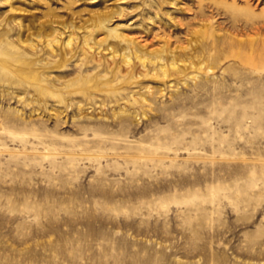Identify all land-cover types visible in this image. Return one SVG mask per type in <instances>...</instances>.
Masks as SVG:
<instances>
[{"label":"rangeland","instance_id":"rangeland-1","mask_svg":"<svg viewBox=\"0 0 264 264\" xmlns=\"http://www.w3.org/2000/svg\"><path fill=\"white\" fill-rule=\"evenodd\" d=\"M0 264H264V0H0Z\"/></svg>","mask_w":264,"mask_h":264},{"label":"bare ground","instance_id":"bare-ground-1","mask_svg":"<svg viewBox=\"0 0 264 264\" xmlns=\"http://www.w3.org/2000/svg\"><path fill=\"white\" fill-rule=\"evenodd\" d=\"M104 28H106V27L104 26ZM118 32H119V29H112V30L108 31L110 36H117L118 38H120L122 34H119ZM73 34L75 35V33H71V36L67 42L68 48L72 46ZM126 39L124 41L128 40V39L127 40ZM59 43H60V39H59V34H57V32L46 31L45 29H40L37 32V34L33 35L32 38L26 39V40L21 39L18 45L20 48L25 49L27 51L28 50L33 51L34 49H36L37 44H44L49 49L54 50V47L56 45H58ZM128 44H130V43H128ZM85 45L87 47V50L93 49V46H91L89 43H86ZM97 45H99V43H97ZM158 54L154 53V52L145 51L143 48H140V47H137L134 51L136 61L143 70H147L148 66H150L155 72V68L158 66V64H160V70H161L162 77L167 78L168 74H167L166 63L162 57L160 58V56H158ZM124 63L129 68L132 66L131 53L130 52L125 54ZM171 68L173 70H179L178 62H176L175 60H172ZM154 72H153V74H154Z\"/></svg>","mask_w":264,"mask_h":264}]
</instances>
